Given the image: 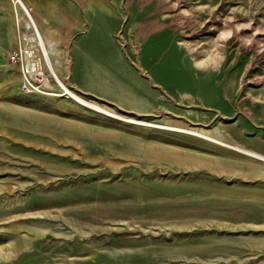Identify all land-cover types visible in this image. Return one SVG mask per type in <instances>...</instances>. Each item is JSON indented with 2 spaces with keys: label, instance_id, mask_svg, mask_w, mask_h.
<instances>
[{
  "label": "rangeland",
  "instance_id": "rangeland-1",
  "mask_svg": "<svg viewBox=\"0 0 264 264\" xmlns=\"http://www.w3.org/2000/svg\"><path fill=\"white\" fill-rule=\"evenodd\" d=\"M23 1L135 120L0 0V264H264V0Z\"/></svg>",
  "mask_w": 264,
  "mask_h": 264
},
{
  "label": "bare ground",
  "instance_id": "bare-ground-1",
  "mask_svg": "<svg viewBox=\"0 0 264 264\" xmlns=\"http://www.w3.org/2000/svg\"><path fill=\"white\" fill-rule=\"evenodd\" d=\"M13 3L15 5L16 9H17L18 6H20L22 8V12L19 15V17L17 18L19 33L22 34V31H25L22 34L23 35L22 37L29 35L31 38L36 39L37 43L40 45V47L42 49L44 60H45V66L47 68V71L49 72V75H46V74H44L42 72V80H41L42 82H44L45 84H47V86L50 87L51 84H50L49 77L52 74L53 77L55 78L56 82L63 89V91L66 94L70 95L75 100H77L79 103H81V104H83L85 106H89V107L95 109L96 111H98V112H100L102 114H105L107 116H110V117L118 119V120H123V119L135 120L134 118H132L130 116H127V115H123L121 113L110 112L109 110H107L106 108L102 107L101 105H97V104H94V103L86 100L85 98H83V96L80 93H78L77 91L73 90L69 85H67L61 79V77L59 76V74L57 72V69L60 68L62 61L63 60L64 61L67 60V59L62 58L61 54L59 53V50L63 48V43L61 42V40H63L64 36L61 37V35H59L57 33V29L54 27V25L49 23L50 22L49 18L41 16L40 13H38V11L35 10L34 14L38 18H40V22L46 24L45 31L42 33L40 31L38 25H37L36 19L34 18L35 15L32 13L33 11H31L27 7L25 2L23 0H13ZM86 3H87L86 1L81 2V4L83 6H86L87 5ZM184 14H186V11L184 9H181L180 13H179L180 18H182ZM19 25L21 27H19ZM229 33H230V30L222 31L219 34V36L220 37H224V36L229 35ZM36 48H37V46H36ZM55 54H59V56L62 58V60H60L61 58L60 59L56 58L57 56L54 57ZM17 72H18V70H17ZM195 133L199 134L201 136H204V137H206V138H208L210 140H213V141H216V142H221L224 145L231 146L230 143H227V142L221 140L218 137L211 136L209 134H206V133H203V132H200V131L199 132L196 131ZM236 149L240 150V151H242V152H244V153H246L248 155L250 154V155H253L255 157H259L260 159L264 160V155L259 154V153L255 152V151H251V150L239 147V146H236ZM4 189H7L8 191H10L11 190V185H6L4 187H0V190H4ZM15 224L18 227L16 229L14 228L13 231H19V230L22 229V227H26V225L22 221H19L18 223H15ZM27 245L28 244L22 239L21 236H19V235L17 236L16 235L5 246H3V248L6 249L5 251H8L7 252V257H14V256L18 255L20 252L24 251V249L27 248ZM0 250H2V249L0 248ZM4 256H6V255H4Z\"/></svg>",
  "mask_w": 264,
  "mask_h": 264
},
{
  "label": "crops",
  "instance_id": "crops-1",
  "mask_svg": "<svg viewBox=\"0 0 264 264\" xmlns=\"http://www.w3.org/2000/svg\"><path fill=\"white\" fill-rule=\"evenodd\" d=\"M46 25V24H45Z\"/></svg>",
  "mask_w": 264,
  "mask_h": 264
}]
</instances>
